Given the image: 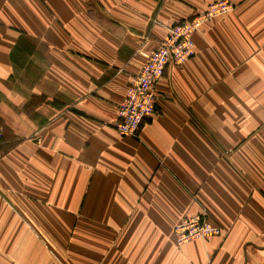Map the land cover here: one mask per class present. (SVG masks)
<instances>
[{"label":"crops","instance_id":"1","mask_svg":"<svg viewBox=\"0 0 264 264\" xmlns=\"http://www.w3.org/2000/svg\"><path fill=\"white\" fill-rule=\"evenodd\" d=\"M215 1L0 0V264H264V0H226L138 136L114 125L144 54ZM199 212L222 234L179 245Z\"/></svg>","mask_w":264,"mask_h":264},{"label":"built area","instance_id":"2","mask_svg":"<svg viewBox=\"0 0 264 264\" xmlns=\"http://www.w3.org/2000/svg\"><path fill=\"white\" fill-rule=\"evenodd\" d=\"M233 5L220 0L170 28V34L148 53L140 70L132 77L123 100L118 104V119L115 128L123 136H138L144 120L156 111L157 86L170 65H182L196 53L193 34L203 24L221 15L228 14ZM3 136L0 126V140ZM179 245L197 239L220 236L222 228L211 222L206 212L186 217L174 226Z\"/></svg>","mask_w":264,"mask_h":264},{"label":"rangeland","instance_id":"3","mask_svg":"<svg viewBox=\"0 0 264 264\" xmlns=\"http://www.w3.org/2000/svg\"><path fill=\"white\" fill-rule=\"evenodd\" d=\"M39 220H41V219L38 217L37 218L34 217L33 223H34V228L36 229V231H35L36 239H38L42 244V241L49 242V241H47V238L44 236V234L47 237L49 235L43 231L41 222ZM53 244H55V243H53ZM35 251H36V256L40 257V259L42 258L43 255H46L50 260V264H71V263H63L62 262V260H65L66 257H67V260H70L69 249L62 250V249L55 246L52 248H45V249H39V250L35 249ZM41 262H40V264H42Z\"/></svg>","mask_w":264,"mask_h":264}]
</instances>
